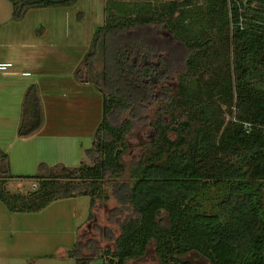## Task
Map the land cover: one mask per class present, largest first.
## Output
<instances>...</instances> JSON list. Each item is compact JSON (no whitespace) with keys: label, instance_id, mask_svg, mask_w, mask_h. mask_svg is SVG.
I'll return each mask as SVG.
<instances>
[{"label":"trees","instance_id":"trees-1","mask_svg":"<svg viewBox=\"0 0 264 264\" xmlns=\"http://www.w3.org/2000/svg\"><path fill=\"white\" fill-rule=\"evenodd\" d=\"M6 1L18 20L29 10L76 0ZM194 1H114V14L75 72L102 97L101 121L85 152L91 165L63 168L36 178L30 191L10 192L5 186L13 176L0 151V202L11 213H37L81 195L92 211L110 199L118 205L106 210L107 226H94L113 249L98 256L78 250L77 260L126 264L152 248L159 264H191L183 260L191 255L207 264H264V0ZM82 68L96 78H85ZM151 109L143 117L147 143L126 170V137ZM41 125L32 86L18 136Z\"/></svg>","mask_w":264,"mask_h":264},{"label":"rangeland","instance_id":"rangeland-1","mask_svg":"<svg viewBox=\"0 0 264 264\" xmlns=\"http://www.w3.org/2000/svg\"><path fill=\"white\" fill-rule=\"evenodd\" d=\"M114 1L76 0L67 7L32 9L15 20L10 4L0 0V151L7 155L13 176L5 186L8 191L25 193L36 185V178L58 175L61 169L78 168L82 163L91 165L85 152L92 147L101 121L102 97L92 84L78 81L75 72L94 50L97 29L105 25L108 15L114 14ZM151 28L167 35L158 26ZM95 67L100 70V64ZM82 74L91 80L96 78L83 68ZM252 82L261 84L258 77ZM32 86L40 98L42 125L36 133L19 137L23 99ZM151 107L155 109L156 104ZM153 109L133 121L126 137L127 149L121 156L126 170L140 146L147 143L149 124L143 117L152 114ZM125 117L118 115L113 122L118 124ZM40 165L44 168L40 169ZM108 208L118 205L110 199L107 204L96 203L92 211L90 198L84 195L55 201L37 213H11L0 202V264L109 262L110 257L101 260L97 256L112 250L113 243L101 239L94 230L96 224L108 225ZM112 227L117 234L118 228ZM88 241L92 244L86 251ZM78 250L83 256H97L90 262L77 260L73 256ZM153 256L151 248L142 259L126 264H159ZM183 260L207 264L194 255Z\"/></svg>","mask_w":264,"mask_h":264}]
</instances>
